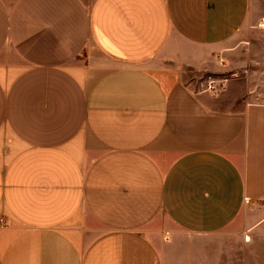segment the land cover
<instances>
[{"label": "crops", "instance_id": "0c3cea01", "mask_svg": "<svg viewBox=\"0 0 264 264\" xmlns=\"http://www.w3.org/2000/svg\"><path fill=\"white\" fill-rule=\"evenodd\" d=\"M257 238L264 0H0V264H257Z\"/></svg>", "mask_w": 264, "mask_h": 264}, {"label": "rangeland", "instance_id": "374dc122", "mask_svg": "<svg viewBox=\"0 0 264 264\" xmlns=\"http://www.w3.org/2000/svg\"><path fill=\"white\" fill-rule=\"evenodd\" d=\"M220 73H223V74H220ZM208 73H205V74H195V73H191L187 78V82L189 83L190 87L196 91V92H202L203 89L206 87V80L204 81L203 85L201 84L202 80L206 79V76H207ZM209 74H212V73H209ZM235 73L232 72V71H225V72H217V73H213L212 74V78H225V81H223V86H218L217 87V91L215 92H218L220 90H222L224 88V85L226 83V81L231 77L233 76ZM205 92H212V93H215L213 91H205ZM255 245H256V263L257 264H264V238H257L256 239V242H255ZM245 259H247V255H245ZM232 261V255H224V262L223 264H232L231 263Z\"/></svg>", "mask_w": 264, "mask_h": 264}, {"label": "built area", "instance_id": "2783aa9c", "mask_svg": "<svg viewBox=\"0 0 264 264\" xmlns=\"http://www.w3.org/2000/svg\"><path fill=\"white\" fill-rule=\"evenodd\" d=\"M220 64L224 63V61L221 59L219 60ZM206 80L207 84L206 87L203 89V91H217V87L223 86V81H225V78H212V74H207L206 79L202 80L201 84L203 85L204 81ZM223 80V81H222ZM246 202H248V199H245ZM2 221V219H1Z\"/></svg>", "mask_w": 264, "mask_h": 264}]
</instances>
